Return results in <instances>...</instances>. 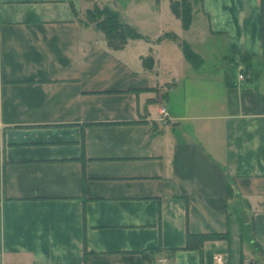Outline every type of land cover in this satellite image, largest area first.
<instances>
[{
	"label": "crops",
	"instance_id": "0c3cea01",
	"mask_svg": "<svg viewBox=\"0 0 264 264\" xmlns=\"http://www.w3.org/2000/svg\"><path fill=\"white\" fill-rule=\"evenodd\" d=\"M90 1L0 0V264H264V0H146L175 29L117 50Z\"/></svg>",
	"mask_w": 264,
	"mask_h": 264
},
{
	"label": "trees",
	"instance_id": "16d2710c",
	"mask_svg": "<svg viewBox=\"0 0 264 264\" xmlns=\"http://www.w3.org/2000/svg\"><path fill=\"white\" fill-rule=\"evenodd\" d=\"M169 9L172 14L178 18L181 22L182 28L186 29L190 26L192 22V12L195 0H168ZM85 24H91L95 29L100 31L105 39L106 47L112 50L121 49L127 43L129 39H148L139 33L130 24L123 21L117 10L111 8L108 5L99 6L93 3L91 7L85 11ZM163 37H168L176 41L183 53L184 58L192 66L197 67L201 63V57L195 53L187 42L178 38L177 35L173 33H165L157 38V41ZM230 61L233 68H236V60L238 59L245 66V73L249 66V57L244 54H229ZM143 64L147 68L152 67V58L147 56L142 59ZM229 192V191H228ZM227 233H210L201 234L198 236L187 235L186 246L189 248L192 245V240H198L197 248L201 249V244L205 240H216V239H227ZM196 245V244H195Z\"/></svg>",
	"mask_w": 264,
	"mask_h": 264
},
{
	"label": "rangeland",
	"instance_id": "374dc122",
	"mask_svg": "<svg viewBox=\"0 0 264 264\" xmlns=\"http://www.w3.org/2000/svg\"><path fill=\"white\" fill-rule=\"evenodd\" d=\"M165 1L166 0H163V2L162 0L160 1L163 4V7H164ZM93 2H99L100 6L104 5V2L101 0H91L88 3L91 4L90 6H92ZM116 7L121 11H125L129 15L128 17L124 16L121 19H123L124 21H127L131 25L136 24L134 26L137 30L142 31L143 33H145L146 35H149L150 37H155L162 31H169L170 29L171 30L175 29L173 25H169V26L163 25L162 26L161 23L158 25L156 21H154L151 18L152 15L149 13L150 6L148 7L146 0H139L138 3H136V0H116ZM167 9L169 10L168 6L166 7V10ZM194 14L196 15V12ZM196 17L197 15L195 16V18ZM84 19L85 17H83V21ZM205 47L207 48L208 45Z\"/></svg>",
	"mask_w": 264,
	"mask_h": 264
},
{
	"label": "built area",
	"instance_id": "2783aa9c",
	"mask_svg": "<svg viewBox=\"0 0 264 264\" xmlns=\"http://www.w3.org/2000/svg\"><path fill=\"white\" fill-rule=\"evenodd\" d=\"M236 80L242 81L244 79V73H245V66L243 63H241L238 59L236 60ZM158 121H165L167 118V110L164 105L159 103L158 105Z\"/></svg>",
	"mask_w": 264,
	"mask_h": 264
}]
</instances>
